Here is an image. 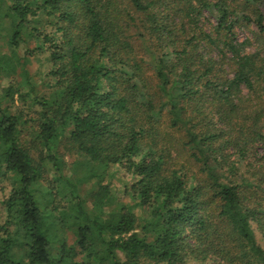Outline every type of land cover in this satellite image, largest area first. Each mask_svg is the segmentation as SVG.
<instances>
[{
    "label": "trees",
    "instance_id": "obj_1",
    "mask_svg": "<svg viewBox=\"0 0 264 264\" xmlns=\"http://www.w3.org/2000/svg\"><path fill=\"white\" fill-rule=\"evenodd\" d=\"M0 4V264H264V52L236 35L261 0Z\"/></svg>",
    "mask_w": 264,
    "mask_h": 264
},
{
    "label": "rangeland",
    "instance_id": "obj_2",
    "mask_svg": "<svg viewBox=\"0 0 264 264\" xmlns=\"http://www.w3.org/2000/svg\"><path fill=\"white\" fill-rule=\"evenodd\" d=\"M263 4L261 5V10L264 13V0H261ZM4 4H0V55L2 54H11L13 51L11 48H9L7 42L9 39V29L11 27L12 19L4 17L1 15L2 12H4ZM257 28L254 25H250L249 27H240L236 30V35L237 38L240 42H248L247 45V50L250 52H255L257 50H260L264 52V35H257ZM35 47V43L31 44V48ZM147 49V58L150 60L151 59V54L149 46L146 45ZM18 54L21 58L25 57L27 54V47L26 46H21V48L18 50ZM28 60V69L30 70L31 74L33 75V80L34 83L37 86V89L43 92L44 87H43V75L44 73L48 70V64L45 61V56L43 55H35L33 57H29V59H25V61ZM19 81L20 77L15 76ZM6 85V84H4ZM62 149V154L65 156L66 160V172H72L73 169H75V166L77 165L78 162H83L84 159L79 157L76 153L73 151L68 150L67 147H65V144H62L61 146ZM181 162H185V159L183 158ZM85 165V163H83ZM195 172L196 169L194 167H191ZM87 173L86 168H82V171H80L77 175L79 177H84L85 174ZM98 177H95L93 179H90L88 182H84L82 185V194L84 197H89V194L91 190L95 189L96 186L98 185ZM104 185L108 186L110 190L114 193V195L118 198H121L123 196L125 186L129 182H132L131 176L127 175L126 172L121 167H113L109 171L106 172L105 177H104ZM10 189L9 186H7V191ZM2 196V193L0 194ZM91 201V197H89ZM128 202V201H127ZM259 241L264 247V238L261 237L259 234ZM188 264H210L208 262H198L195 260L189 261Z\"/></svg>",
    "mask_w": 264,
    "mask_h": 264
}]
</instances>
